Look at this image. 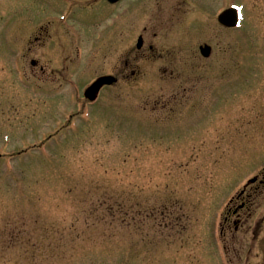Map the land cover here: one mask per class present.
<instances>
[{
    "label": "rangeland",
    "instance_id": "374dc122",
    "mask_svg": "<svg viewBox=\"0 0 264 264\" xmlns=\"http://www.w3.org/2000/svg\"><path fill=\"white\" fill-rule=\"evenodd\" d=\"M51 1L21 13L14 0L0 3V264H222L215 223L239 186L264 175V0H130L112 9ZM232 4L244 19L229 30L216 18ZM125 5L128 19L104 33ZM61 12L86 27L79 44L89 60L104 45L89 75L71 72L81 84L116 78L85 115L90 106L75 94L31 93L38 82L28 76L20 86L11 70V40L26 43L36 29L34 58L46 54L48 73L67 74L66 30L17 28ZM253 203L264 215V185ZM249 220L226 263L263 260L264 228L254 241Z\"/></svg>",
    "mask_w": 264,
    "mask_h": 264
},
{
    "label": "flooded vegetation",
    "instance_id": "af4514ba",
    "mask_svg": "<svg viewBox=\"0 0 264 264\" xmlns=\"http://www.w3.org/2000/svg\"><path fill=\"white\" fill-rule=\"evenodd\" d=\"M10 2L12 0H9ZM16 2V10L21 13L23 10H28L32 5L35 6H47V3L52 2L51 0H14ZM32 1L31 4H28ZM64 1V0H63ZM130 0H119L117 3H110L107 0H96L95 4L99 5L104 4L105 6L109 7L110 9L115 8L117 6L123 5V3L129 2ZM143 5L148 3L151 0H140ZM66 2V1H65ZM68 3V2H67ZM70 4V3H69ZM128 4V3H127ZM96 5V6H97ZM42 6V7H43ZM52 12H56L51 10ZM130 11V7L128 5L123 6V9L120 10L119 13H123L124 17L121 18V21L118 23L119 25L122 24V21L124 19H128V15ZM39 20L37 22H29L28 25L22 19L19 20V25L17 28L21 30V28H24L26 26H33L35 24L39 28L40 31H43V26L45 23L55 24L60 26L62 29L66 30L68 34L70 35V49L66 50V54L60 53V60L59 64H61L62 70H66L67 74H59V73H48L46 67H49L50 63L45 61V57H47L46 54H38L37 58H34V52L38 51V48L40 46V40H41V33L37 32L36 29L34 30L36 34L31 38H28V40L21 43H16L14 39L11 40V49H12V66L14 73V76H17L19 78H24L25 84L27 85L28 76L30 79H34L38 82V84L30 86L28 88L38 92V90L42 93H64V92H72L79 94L80 91H84L89 83L81 84V77L78 74H75V72H71L70 68H76V71L79 69L78 73H80L81 70V62L78 59V51H79V38H77L74 33V30L78 29L79 27L72 23L71 17L68 16V12H61L56 15V17L50 21V17H47V15L44 14H38ZM112 18V17H111ZM110 18V19H111ZM16 28V29H17ZM74 45V48L73 46ZM100 50L102 51L104 48V45L98 44ZM107 45V44H106ZM153 49V47H151ZM62 50V49H61ZM75 51V54H74ZM33 52V53H32ZM33 57V58H32ZM44 59V60H43ZM43 62V64H42ZM27 67V68H26ZM26 68V69H25ZM28 69V70H27ZM70 70V71H69ZM63 72V71H62ZM27 73V75H26ZM55 74V75H52ZM103 76V75H102ZM100 77V76H99ZM63 81L66 83L63 85L61 82L60 84L56 85L57 82ZM1 82V81H0ZM113 86H106L103 87L101 92L104 91L107 88H112ZM263 179H256L253 184H251L249 187H246L244 191H242L235 200L232 201L231 205L228 207L227 213L223 216V221L221 224V235L223 239V243L225 245H228V247L233 248L232 246L236 244V232L239 233L243 230L245 227V222H247L248 219L251 221L249 229L247 230L249 234L253 236V240H256V237L258 234H261L263 228H264V215H256L253 214L254 209V203L253 199L258 193V189H260L264 185V175H262ZM248 190H250L248 192ZM233 218V219H232ZM230 235L231 238L228 239L227 235ZM232 245H230V243ZM264 244V243H263ZM226 248V246H225ZM263 254V260H261L260 264H264V249L261 250Z\"/></svg>",
    "mask_w": 264,
    "mask_h": 264
},
{
    "label": "water",
    "instance_id": "95a60500",
    "mask_svg": "<svg viewBox=\"0 0 264 264\" xmlns=\"http://www.w3.org/2000/svg\"><path fill=\"white\" fill-rule=\"evenodd\" d=\"M220 21L224 22L227 26H234L236 23V18L235 14L231 11L224 13L223 15L220 16ZM204 56H209L210 55V50H203ZM106 81V78H103L98 81L97 85L95 84L91 90L89 91V94L94 95L97 91H99V87L103 85ZM99 88V89H98ZM98 89V90H97Z\"/></svg>",
    "mask_w": 264,
    "mask_h": 264
}]
</instances>
